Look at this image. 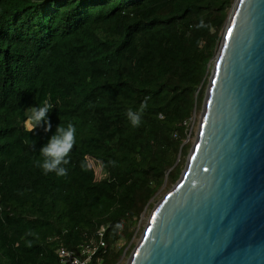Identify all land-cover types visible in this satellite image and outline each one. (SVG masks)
I'll list each match as a JSON object with an SVG mask.
<instances>
[{
  "label": "trees",
  "instance_id": "16d2710c",
  "mask_svg": "<svg viewBox=\"0 0 264 264\" xmlns=\"http://www.w3.org/2000/svg\"><path fill=\"white\" fill-rule=\"evenodd\" d=\"M231 3L0 0V264H61L60 244L80 252L100 229L105 245L91 263H123L118 241L131 238L150 199L181 171L186 122ZM201 18L211 27L197 28ZM146 96L133 127L126 113ZM44 100L54 105L52 129L30 131L29 109ZM69 122L68 175H45L39 149Z\"/></svg>",
  "mask_w": 264,
  "mask_h": 264
},
{
  "label": "water",
  "instance_id": "95a60500",
  "mask_svg": "<svg viewBox=\"0 0 264 264\" xmlns=\"http://www.w3.org/2000/svg\"><path fill=\"white\" fill-rule=\"evenodd\" d=\"M126 264H264V0L235 1L185 166Z\"/></svg>",
  "mask_w": 264,
  "mask_h": 264
},
{
  "label": "clouds",
  "instance_id": "9594fccd",
  "mask_svg": "<svg viewBox=\"0 0 264 264\" xmlns=\"http://www.w3.org/2000/svg\"><path fill=\"white\" fill-rule=\"evenodd\" d=\"M197 28H210L211 25L206 24L204 19L201 18L196 25ZM151 97L146 96L141 102L139 110L133 111L128 109L126 115L133 127H139L142 120V114L148 107V101ZM54 108V105L49 103L48 100H44L41 105L36 107H30L29 115L27 117V125L30 131H33L37 127L43 128L47 133L51 131L52 124L48 118V114ZM76 144V128L69 122L67 126H63L61 123L56 127V131L48 139L47 143L39 149V154L43 158L36 162V166L42 169L45 175L54 173L57 177H66L68 175L67 165L70 163V153ZM115 165L114 161H111ZM82 168H87L86 163L81 164ZM122 225L117 224L116 228H120ZM27 235H35L34 233H27ZM31 246V242H29Z\"/></svg>",
  "mask_w": 264,
  "mask_h": 264
},
{
  "label": "rangeland",
  "instance_id": "374dc122",
  "mask_svg": "<svg viewBox=\"0 0 264 264\" xmlns=\"http://www.w3.org/2000/svg\"><path fill=\"white\" fill-rule=\"evenodd\" d=\"M235 1L236 0H232V3H231V5H230V7L228 9V12H227V15H226V18L224 20V23H223V26H222V30H221V33H220L221 34L220 38L223 35L225 26L227 24V20H228L229 15L231 14V11H232V9L234 7ZM219 42H220V39H219ZM219 42H218V45H219ZM218 45H217V47H218ZM216 50H217V48H216ZM215 53H216V51H215ZM214 60H215V54L212 57V59L210 60L209 65H208L209 66V72L207 74V80H206V83H205L204 94H205V90L207 88L209 75H210L211 68L213 66ZM204 94H203L202 101H201L200 105L197 108L193 109L192 116H190V118H188V120L186 122L188 128H187V131H186V137H185L183 142H189L190 144H189L188 150H187V152H186V154H185V156L183 158V165L181 167V171L183 170V168L185 166L189 150H190V148H191V146H192V144H193V142L195 140V134H196L197 124H198L199 117H200L201 110H202ZM178 159H179V155H177V160ZM88 162H89L90 167L93 168V170H94V174H95L96 179H100L103 176V174H102L101 168L99 167L98 162L95 161L92 158H88ZM181 171H180V173H181ZM180 173H179V175H180ZM179 175L166 188H164V186H165V181H164V183L157 190L155 195L150 199L152 201V204L149 207L144 208V210L140 213L136 223L131 226L132 229L134 228V232H133L131 238L128 241L125 238H120V240L118 241V245H122V244H124L126 242L125 246H124V249H123V252L121 254V257H120V260L123 262L122 264H126L128 258L130 256V253L133 250V247L137 243V241H138V239L140 237V234L142 233V231L144 229V226H145V224H146V222L148 220L149 214H150L153 206L167 192V190L175 183V181L178 179Z\"/></svg>",
  "mask_w": 264,
  "mask_h": 264
},
{
  "label": "built area",
  "instance_id": "2783aa9c",
  "mask_svg": "<svg viewBox=\"0 0 264 264\" xmlns=\"http://www.w3.org/2000/svg\"><path fill=\"white\" fill-rule=\"evenodd\" d=\"M102 233V229L98 230V242L95 244L90 242L82 244L80 246V252L74 248H69L63 244H60L57 247V254L61 264H92L90 259L97 250V247L105 245V240L102 238Z\"/></svg>",
  "mask_w": 264,
  "mask_h": 264
},
{
  "label": "snow or ice",
  "instance_id": "6c2138e0",
  "mask_svg": "<svg viewBox=\"0 0 264 264\" xmlns=\"http://www.w3.org/2000/svg\"><path fill=\"white\" fill-rule=\"evenodd\" d=\"M228 32H229V35H231L232 29H229Z\"/></svg>",
  "mask_w": 264,
  "mask_h": 264
}]
</instances>
